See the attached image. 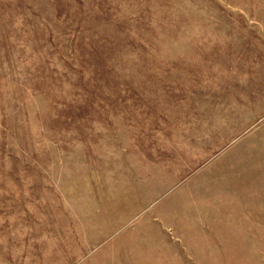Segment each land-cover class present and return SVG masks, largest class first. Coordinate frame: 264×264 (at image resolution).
<instances>
[{"label": "rangeland", "instance_id": "rangeland-1", "mask_svg": "<svg viewBox=\"0 0 264 264\" xmlns=\"http://www.w3.org/2000/svg\"><path fill=\"white\" fill-rule=\"evenodd\" d=\"M0 264H264V0H0Z\"/></svg>", "mask_w": 264, "mask_h": 264}]
</instances>
